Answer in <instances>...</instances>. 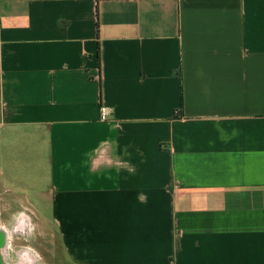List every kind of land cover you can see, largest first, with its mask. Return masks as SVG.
I'll return each instance as SVG.
<instances>
[{
    "label": "crops",
    "instance_id": "obj_1",
    "mask_svg": "<svg viewBox=\"0 0 264 264\" xmlns=\"http://www.w3.org/2000/svg\"><path fill=\"white\" fill-rule=\"evenodd\" d=\"M27 217L63 264H264V0H0V226Z\"/></svg>",
    "mask_w": 264,
    "mask_h": 264
},
{
    "label": "rangeland",
    "instance_id": "obj_2",
    "mask_svg": "<svg viewBox=\"0 0 264 264\" xmlns=\"http://www.w3.org/2000/svg\"><path fill=\"white\" fill-rule=\"evenodd\" d=\"M24 219L23 230L11 234L13 241L7 252L0 248V264H63L62 246L53 229L41 225L34 217ZM15 220L8 219L10 229ZM2 235L0 229V243Z\"/></svg>",
    "mask_w": 264,
    "mask_h": 264
},
{
    "label": "flooded vegetation",
    "instance_id": "obj_3",
    "mask_svg": "<svg viewBox=\"0 0 264 264\" xmlns=\"http://www.w3.org/2000/svg\"><path fill=\"white\" fill-rule=\"evenodd\" d=\"M24 228V227H23ZM23 228L22 227H20L19 228V226L18 227H15L14 229H13V231H18L19 229V231H22L23 230ZM0 229L1 230H4L3 231V235H2V238H1V243H0V248H2V245H4V246H6L5 248H4V251H6L7 252V248H8V246H9V244H11L10 243V241L8 240V237L10 238V232L7 230V229H5V228H2V226H0ZM6 240V241H5ZM6 242H7V245H6Z\"/></svg>",
    "mask_w": 264,
    "mask_h": 264
},
{
    "label": "built area",
    "instance_id": "obj_4",
    "mask_svg": "<svg viewBox=\"0 0 264 264\" xmlns=\"http://www.w3.org/2000/svg\"><path fill=\"white\" fill-rule=\"evenodd\" d=\"M109 111L106 107L101 108V120H106L108 118Z\"/></svg>",
    "mask_w": 264,
    "mask_h": 264
},
{
    "label": "bare ground",
    "instance_id": "obj_5",
    "mask_svg": "<svg viewBox=\"0 0 264 264\" xmlns=\"http://www.w3.org/2000/svg\"><path fill=\"white\" fill-rule=\"evenodd\" d=\"M5 241H6V240H5ZM6 245H7V242H6ZM5 247H6V246L2 245V248H1V249L4 250Z\"/></svg>",
    "mask_w": 264,
    "mask_h": 264
},
{
    "label": "trees",
    "instance_id": "obj_6",
    "mask_svg": "<svg viewBox=\"0 0 264 264\" xmlns=\"http://www.w3.org/2000/svg\"><path fill=\"white\" fill-rule=\"evenodd\" d=\"M98 53H99V49H98Z\"/></svg>",
    "mask_w": 264,
    "mask_h": 264
}]
</instances>
